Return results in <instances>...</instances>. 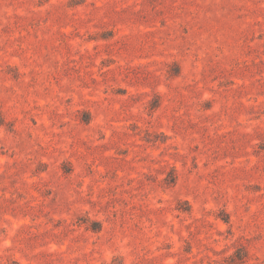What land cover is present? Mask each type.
Instances as JSON below:
<instances>
[{"label": "rangeland", "instance_id": "1", "mask_svg": "<svg viewBox=\"0 0 264 264\" xmlns=\"http://www.w3.org/2000/svg\"><path fill=\"white\" fill-rule=\"evenodd\" d=\"M0 121V264H264V0H0Z\"/></svg>", "mask_w": 264, "mask_h": 264}, {"label": "trees", "instance_id": "2", "mask_svg": "<svg viewBox=\"0 0 264 264\" xmlns=\"http://www.w3.org/2000/svg\"><path fill=\"white\" fill-rule=\"evenodd\" d=\"M0 124H2L1 121H0ZM241 260H242V259H241Z\"/></svg>", "mask_w": 264, "mask_h": 264}]
</instances>
